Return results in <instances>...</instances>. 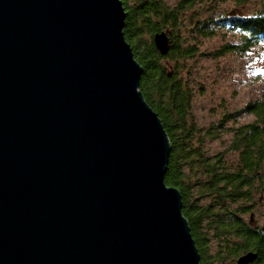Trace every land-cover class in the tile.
<instances>
[{
    "label": "water",
    "instance_id": "95a60500",
    "mask_svg": "<svg viewBox=\"0 0 264 264\" xmlns=\"http://www.w3.org/2000/svg\"><path fill=\"white\" fill-rule=\"evenodd\" d=\"M125 18L120 0H0V264H199Z\"/></svg>",
    "mask_w": 264,
    "mask_h": 264
},
{
    "label": "trees",
    "instance_id": "16d2710c",
    "mask_svg": "<svg viewBox=\"0 0 264 264\" xmlns=\"http://www.w3.org/2000/svg\"><path fill=\"white\" fill-rule=\"evenodd\" d=\"M126 15L123 35L142 68L139 90L157 114L170 143L164 183L178 190L199 264H235L247 253L252 264H264V227L249 219L264 194V93L235 112H223L216 125L200 128L192 115L191 83L181 78L180 63L199 56L198 39L217 30L238 37L212 56L246 54L264 44V0H120ZM231 3L252 8L250 14L203 21L194 31H181L189 13ZM194 28V27H193ZM191 29V28H190ZM167 32L169 53L162 57L153 45ZM171 65V66H170ZM250 121L241 122L243 118ZM227 137L224 149L210 155L206 143Z\"/></svg>",
    "mask_w": 264,
    "mask_h": 264
},
{
    "label": "rangeland",
    "instance_id": "374dc122",
    "mask_svg": "<svg viewBox=\"0 0 264 264\" xmlns=\"http://www.w3.org/2000/svg\"><path fill=\"white\" fill-rule=\"evenodd\" d=\"M177 1L167 0L170 5ZM210 10L203 11L197 7L189 13L186 19L190 23L181 31L183 35L194 31L203 21L225 20L226 17L252 12L250 7L235 8L229 2ZM237 41V36L217 30L212 38L196 40L199 56L180 63L179 74L192 87V115L197 125L204 130L216 125L223 112L238 111L246 103L261 98L264 93V44L252 48L246 54L231 53L221 58L212 56L221 46ZM246 121L250 119L244 117L241 120ZM226 142L227 137L220 136L217 140L207 142L206 149L210 155L217 154L224 149ZM257 198V206L253 210L254 221L258 227H264V194ZM248 219L249 216H246Z\"/></svg>",
    "mask_w": 264,
    "mask_h": 264
}]
</instances>
